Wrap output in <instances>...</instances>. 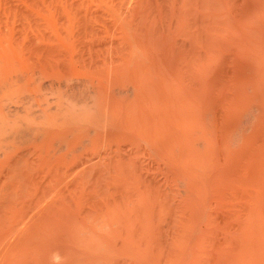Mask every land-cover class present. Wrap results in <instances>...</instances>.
<instances>
[{"label": "bare ground", "instance_id": "1", "mask_svg": "<svg viewBox=\"0 0 264 264\" xmlns=\"http://www.w3.org/2000/svg\"><path fill=\"white\" fill-rule=\"evenodd\" d=\"M0 264H264V0H0Z\"/></svg>", "mask_w": 264, "mask_h": 264}]
</instances>
